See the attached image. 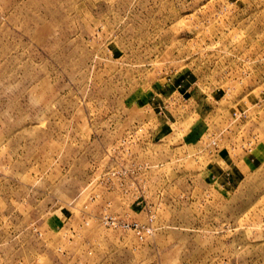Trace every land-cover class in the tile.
<instances>
[{
    "label": "rangeland",
    "instance_id": "rangeland-1",
    "mask_svg": "<svg viewBox=\"0 0 264 264\" xmlns=\"http://www.w3.org/2000/svg\"><path fill=\"white\" fill-rule=\"evenodd\" d=\"M0 264H264V0H0Z\"/></svg>",
    "mask_w": 264,
    "mask_h": 264
}]
</instances>
